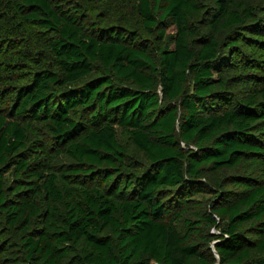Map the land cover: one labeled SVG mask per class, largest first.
Segmentation results:
<instances>
[{"label":"trees","instance_id":"16d2710c","mask_svg":"<svg viewBox=\"0 0 264 264\" xmlns=\"http://www.w3.org/2000/svg\"><path fill=\"white\" fill-rule=\"evenodd\" d=\"M126 1L0 0V264H264V0Z\"/></svg>","mask_w":264,"mask_h":264},{"label":"rangeland","instance_id":"374dc122","mask_svg":"<svg viewBox=\"0 0 264 264\" xmlns=\"http://www.w3.org/2000/svg\"><path fill=\"white\" fill-rule=\"evenodd\" d=\"M92 1V4L94 5V2H96V0H91ZM97 1H99V0H97ZM125 1V6H124V8H123V11L124 12H126V11H129V8H130V5H129V3L126 1V0H124ZM249 1V3H250V5H258V4H260V3H262V1L263 0H248ZM100 8H98V10H99ZM102 10V9H101ZM110 16L111 15H106V14H104V12H102V13H100L99 11H98V16H96V15H93V17H92V19H93V21H96V22H98L99 24H103V25H107L108 23H109V21L110 20H108L109 18H110ZM259 16L261 17V20H262V23H263V25H264V9H262V10H259ZM111 24H114V22L112 21L111 22ZM262 33H264V31H262ZM175 34V31H174V28L172 27V28H170L169 29V31H168V37H167V39H166V42H167V44H168V46L171 48V47H173V43H172V40H173V35ZM248 46H245V51L248 53V55H249V67H250V69H251V71L250 72H252V73H257V75L258 76H264V74H262V73H264V68L263 67H261V66H264V63L263 62H261L259 65L260 66H257L256 64H251L250 63V59L251 58H255V56H258L259 54H257V55H254V51H259L260 52V48H258L259 47V45H254V44H252V41H250V42H248ZM253 45L255 46V48H253ZM262 56L264 57V50H262ZM43 55H48V53L47 52H43ZM49 56V55H48ZM259 57V56H258ZM258 60H263V59H260V58H257ZM1 61H2V58L0 57V69H1V71L2 72H5L4 74H6V71H5V68L6 67H4L3 65H1ZM238 60H236V62H237ZM52 65V64H51ZM238 65V67H236L235 69H237V68H239V67H242V63H238L237 64ZM253 67H255V69L253 68ZM34 68V65L32 66V65H30V66H28L27 68H26V71H31L32 69ZM261 68V70H258V69H260ZM25 71V72H26ZM240 71V70H239ZM238 71V72H239ZM237 72V70H234L233 72L231 71V72H228V73H226V75L227 76H231V75H233V74H235ZM30 75V74H29ZM251 84H253V83H251ZM6 88V87H5ZM7 91H10L8 88H7ZM7 93H9V92H7ZM13 98H15V94H11V96H7L6 97V102L4 103V104H2V103H0V107H2L3 109H6L7 107H9V106H11L12 105V103H13V101H12V99ZM2 101V100H1ZM45 137H48L47 135H45ZM47 141H49V139L47 138ZM120 141H121V143L126 147V149H127V151H128V153H129V155H130V157H131V160L132 161H135L136 163H140V164H142V163H146L147 162V159H146V157L144 156V154H142V153H140V152H138L135 148H134V146L132 145V143H131V141H129L127 138H125V137H123L121 134H120ZM56 151L57 150H55L54 151V153L52 154V156H54L55 155V153H56ZM58 161H62V162H65L66 160L64 159V158H60V159H58ZM9 176H11V174H9ZM194 199L195 200H197V201H199V202H201L202 204H203V207H202V212L203 213H210L211 212V209H210V202H209V200L211 199V196L210 195H208V194H200V195H196L195 197H194ZM196 211H200L199 209H197V210H192L191 212H189V213H187V214H185V216H184V218H187V219H195V212ZM217 220H218V223H222V221L218 218V217H215ZM178 229H179V231H180V233L182 234V235H185L187 232H188V230L186 229V227H185V225H184V223H183V221H181V222H179V224H178ZM207 231V233H210L211 235H213V234H217V233H219L218 231V229L217 228H215V227H209V226H207L206 227V230H205V232ZM0 234H3V231H0ZM211 250H212V252H213V254H214V256L218 259L219 257H218V255L215 253V250H214V245H211ZM3 251V250H2ZM216 264H219L218 262L216 263Z\"/></svg>","mask_w":264,"mask_h":264}]
</instances>
